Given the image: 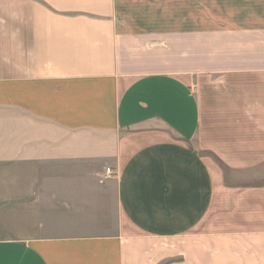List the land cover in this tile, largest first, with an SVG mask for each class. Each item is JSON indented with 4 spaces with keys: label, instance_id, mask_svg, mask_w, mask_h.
<instances>
[{
    "label": "crops",
    "instance_id": "obj_1",
    "mask_svg": "<svg viewBox=\"0 0 264 264\" xmlns=\"http://www.w3.org/2000/svg\"><path fill=\"white\" fill-rule=\"evenodd\" d=\"M0 264H264V0H0Z\"/></svg>",
    "mask_w": 264,
    "mask_h": 264
},
{
    "label": "built area",
    "instance_id": "obj_2",
    "mask_svg": "<svg viewBox=\"0 0 264 264\" xmlns=\"http://www.w3.org/2000/svg\"><path fill=\"white\" fill-rule=\"evenodd\" d=\"M111 175H112V170H111L110 167H108V168L106 169V175H105V177L108 178V177H111Z\"/></svg>",
    "mask_w": 264,
    "mask_h": 264
}]
</instances>
